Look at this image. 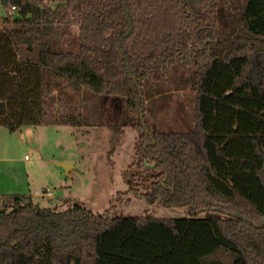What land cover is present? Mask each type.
<instances>
[{
    "label": "trees",
    "instance_id": "1",
    "mask_svg": "<svg viewBox=\"0 0 264 264\" xmlns=\"http://www.w3.org/2000/svg\"><path fill=\"white\" fill-rule=\"evenodd\" d=\"M0 4V126L108 117L137 132L127 192L188 212L110 217L0 193V264H264V0ZM69 24L75 50L50 38ZM177 62L183 76L162 79ZM168 79L191 91L192 131L144 120Z\"/></svg>",
    "mask_w": 264,
    "mask_h": 264
},
{
    "label": "rangeland",
    "instance_id": "2",
    "mask_svg": "<svg viewBox=\"0 0 264 264\" xmlns=\"http://www.w3.org/2000/svg\"><path fill=\"white\" fill-rule=\"evenodd\" d=\"M3 14L0 4V16ZM50 38L75 50L77 26L55 27ZM182 66H171L168 75L162 74L161 78L183 76ZM160 83L166 92L149 103L144 120L159 131H192L189 87L177 86L169 79ZM112 117L114 123H119L122 112L117 110ZM136 144V130L109 124L108 117L104 125L96 127L23 126L10 132L0 126V192L30 194L39 207L55 211L76 204L93 214L110 217L188 216L186 207L150 204L127 192L123 173L133 160ZM46 188L51 195L43 194ZM139 189L150 192L144 185Z\"/></svg>",
    "mask_w": 264,
    "mask_h": 264
},
{
    "label": "built area",
    "instance_id": "3",
    "mask_svg": "<svg viewBox=\"0 0 264 264\" xmlns=\"http://www.w3.org/2000/svg\"><path fill=\"white\" fill-rule=\"evenodd\" d=\"M14 6H11L10 8H9V12L11 13V12H13L14 11ZM43 194H45V195H51V191L50 190H48L47 188L46 189H44L43 191Z\"/></svg>",
    "mask_w": 264,
    "mask_h": 264
},
{
    "label": "crops",
    "instance_id": "4",
    "mask_svg": "<svg viewBox=\"0 0 264 264\" xmlns=\"http://www.w3.org/2000/svg\"><path fill=\"white\" fill-rule=\"evenodd\" d=\"M11 13H12V12H11ZM16 18H17V17H16ZM158 96H159V95H158ZM158 96H156V97H158ZM156 97H155V98H156ZM0 193H1V192H0ZM1 194H8V193H1ZM12 194H14V193H12Z\"/></svg>",
    "mask_w": 264,
    "mask_h": 264
},
{
    "label": "water",
    "instance_id": "5",
    "mask_svg": "<svg viewBox=\"0 0 264 264\" xmlns=\"http://www.w3.org/2000/svg\"><path fill=\"white\" fill-rule=\"evenodd\" d=\"M17 18H19L20 16L19 15H16Z\"/></svg>",
    "mask_w": 264,
    "mask_h": 264
}]
</instances>
